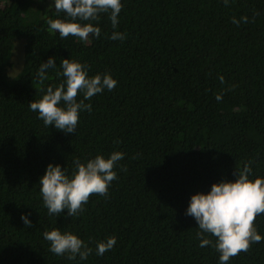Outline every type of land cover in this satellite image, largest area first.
<instances>
[{
  "label": "trees",
  "instance_id": "1",
  "mask_svg": "<svg viewBox=\"0 0 264 264\" xmlns=\"http://www.w3.org/2000/svg\"><path fill=\"white\" fill-rule=\"evenodd\" d=\"M121 3L118 26L102 14L92 21L100 37L84 42L50 31L49 19H67L54 0L0 2V264H219L220 253L200 247L197 221L186 215L191 197L235 181L245 165L250 179H264V0ZM113 32L127 38L111 40ZM14 38L24 41L23 64L12 78ZM50 57L57 66L41 83L38 70ZM62 59L118 82L85 101L92 110L69 134L29 107L66 79L57 74ZM117 151L125 155L107 197L91 196L73 218L67 209L48 214L39 184L49 164L71 177L75 160ZM255 227L264 237V214ZM54 229L84 240L87 260L52 253L43 233ZM110 237L114 248L97 255ZM228 264H264V240Z\"/></svg>",
  "mask_w": 264,
  "mask_h": 264
},
{
  "label": "clouds",
  "instance_id": "2",
  "mask_svg": "<svg viewBox=\"0 0 264 264\" xmlns=\"http://www.w3.org/2000/svg\"><path fill=\"white\" fill-rule=\"evenodd\" d=\"M228 2L229 0H224L226 6ZM52 6L58 13H65L67 19H49L47 24L50 31L58 32L62 40L73 36L84 42L91 36L99 38L101 35V28L92 21H99L102 14H109L115 29L123 8L121 0H54ZM242 19L245 23L248 22L246 16ZM233 23L238 25L240 21L233 18ZM109 38L123 41L127 37L125 33L113 32ZM56 66L55 57L43 62L37 73L39 81L43 83L48 78V70ZM60 68L62 72L57 74L66 79L59 86H48L46 94L40 100L31 102L29 107L31 111L38 113V118L45 126L54 125L66 134L76 133L80 113L92 110V105L85 101L105 89L114 90L118 82L110 74L90 77L86 65L70 59H62ZM219 79L221 83L224 82L223 76ZM81 93L83 99L78 102L77 97ZM223 95L224 93L216 94V100L221 101ZM124 155L119 151L113 152L109 158L97 155L85 163L77 159L74 161L76 171L71 177L66 175V168L49 164L39 184L48 214L60 216L67 209V215L73 218L84 211L91 196L107 197L111 183L118 178L114 169L124 159ZM234 174L237 176L235 181L214 183L210 192L194 194L186 211V215L197 221L200 247H215L220 253L219 264H228L231 258L241 252H248L252 244L264 240L255 227L257 216L264 214V179H250V165L236 169ZM21 220L25 227H32L29 214H22ZM205 233L216 237L214 244L204 237ZM43 236L50 242L49 250L57 256L66 255L69 260H75L79 256L80 260H87L92 253V248L71 232L54 229L45 231ZM116 243L115 237L99 242L96 254L104 255Z\"/></svg>",
  "mask_w": 264,
  "mask_h": 264
},
{
  "label": "rangeland",
  "instance_id": "3",
  "mask_svg": "<svg viewBox=\"0 0 264 264\" xmlns=\"http://www.w3.org/2000/svg\"><path fill=\"white\" fill-rule=\"evenodd\" d=\"M3 1L5 0H1L0 2ZM12 42H13V56L11 58L12 66L8 69L7 75L9 77L14 78L22 69L24 41L21 38H14Z\"/></svg>",
  "mask_w": 264,
  "mask_h": 264
}]
</instances>
